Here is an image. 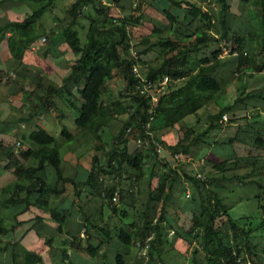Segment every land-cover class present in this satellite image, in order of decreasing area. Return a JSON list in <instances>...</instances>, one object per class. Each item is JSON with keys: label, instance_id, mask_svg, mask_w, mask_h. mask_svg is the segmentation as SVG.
Here are the masks:
<instances>
[{"label": "trees", "instance_id": "obj_1", "mask_svg": "<svg viewBox=\"0 0 264 264\" xmlns=\"http://www.w3.org/2000/svg\"><path fill=\"white\" fill-rule=\"evenodd\" d=\"M36 1L40 3L43 0ZM109 2L75 0L71 4L66 16L45 35L46 40L49 39L48 51L57 43H67L73 53V58L68 60L70 71L62 77L60 84L47 81L42 70L38 71L34 76L36 88L31 91L37 97L32 113L58 109L59 102L65 105L60 112L61 120L67 118L71 111H77L75 121L80 127L79 139L82 141L79 145L96 141V149L100 146L105 149V162L101 163L96 154L84 182H78L76 173L72 174V171L66 175L63 171L65 158L56 143L57 137L39 123L27 136L31 145H18L17 150L15 145L5 147L9 163L20 177L16 186L28 187L29 193L38 191L41 196L38 195L36 199L42 202H47L43 196L45 193H56L59 187L65 190L66 187L61 186L65 181L72 182L78 194L81 192L78 186L82 183L98 191L111 213L109 216L103 212L100 216L85 215L79 228V233L86 229L85 236L79 235L77 238L73 235V243L84 242V249L93 257L99 255L104 244H112L108 248L106 246L107 260L97 264H114L111 261L114 255L109 257V252L113 250L115 264H128L135 245L146 250V264H168L165 253L172 248L189 259V264H264V245L253 240L257 231L264 238V178L257 179V193L244 199L233 190L224 193L223 186H215L208 175L205 179L204 176L191 174L184 169L182 162L188 156H195L196 149L206 146V135L210 130L222 126L221 118L225 112L231 111L235 105L249 107L250 99L264 100V87L247 90L245 84L240 88L235 105L221 107L209 114L203 130L195 131L184 122L187 116L196 115L209 102L217 100V95L224 89V80L220 76L222 68H232L233 73L242 76L264 72V0L254 2L261 23L259 26L251 25L246 30L237 28L235 18L248 16L253 6L250 0L240 1L239 13L232 10L229 0ZM50 6H54L53 0L40 5L23 18L7 20L0 25V32L11 33L8 41L13 56L22 55L19 54L24 51L19 50L20 43L27 44L39 37L36 24ZM88 6H92L97 14L90 19L86 40L82 42L78 24ZM116 7L120 10L119 15L111 12ZM149 8L157 9L166 21L164 25L154 23L150 32L139 36L137 42H132L135 28L152 16ZM192 24H195L194 28ZM211 45L215 47L210 49ZM133 50L136 51L135 55ZM153 50L158 54L152 60H147L145 56ZM135 63L141 64L142 74L149 79L170 78L152 111L150 96L136 90L140 78L134 73ZM119 73L126 80L128 91L126 94L120 92L118 99L106 103L103 95L107 82ZM126 113L128 117L122 122V115ZM252 113L251 117L259 127L261 111L254 109ZM149 121L150 127L147 128ZM117 122L123 123L121 130L113 136V145L106 149L102 130H113ZM175 128H178L181 136L172 142L173 138L167 136L166 130L169 132ZM148 130L154 135L151 136ZM61 133L69 139L75 137L65 124ZM236 137L223 142L230 144ZM138 138L148 141L139 144ZM131 139L139 144L134 150L130 149ZM252 139L256 146L264 147V135L260 131ZM158 144L162 145L163 150L170 151L172 158L163 156ZM75 147L78 146L69 147V150ZM175 153L180 154V160L174 157ZM261 157L236 155L235 160L249 158L248 166L257 167ZM206 160V164L222 177L229 175V170L242 166L235 161L231 165L233 160L225 157ZM50 165L56 171L54 182L48 174ZM200 169L204 172L205 166ZM104 174H116L117 184L105 183ZM182 177L193 182L199 194V204L195 207L179 209L170 202ZM124 178L134 186L130 184V187H124ZM129 198L132 201H128ZM234 198L236 201H233ZM250 200L256 201V211H259L260 217L255 216L253 210L238 217L232 215L231 210L236 204L249 203ZM22 201H26L27 206L35 203L29 197ZM171 208L177 218L171 217ZM184 212L190 213L189 219L181 218L180 214ZM54 213L56 217L59 214L57 211ZM257 217L259 223L254 227L253 221ZM226 225L227 228H224ZM13 227L0 217V234L9 232ZM170 231L175 235L172 241L168 238ZM65 255L66 252H63ZM39 259L36 252H30L24 264H37Z\"/></svg>", "mask_w": 264, "mask_h": 264}, {"label": "rangeland", "instance_id": "obj_2", "mask_svg": "<svg viewBox=\"0 0 264 264\" xmlns=\"http://www.w3.org/2000/svg\"><path fill=\"white\" fill-rule=\"evenodd\" d=\"M52 1V0H51ZM75 0H53L54 6H50L47 8L39 22L36 24V33L39 34V42H38V48L41 52H43V57H44V51L49 47L48 40L45 39L43 40V36L47 35L50 29L55 27L59 22L61 18H64L67 14L68 9L70 8L71 4ZM198 1V0H197ZM201 1V0H199ZM232 6V10L234 12H240L241 9V0H229ZM253 3V6L250 7V11L248 16L246 17H237L236 19V26L240 30H246L249 26H259L258 24L261 23L260 19L256 15L255 12V7H254V2L256 0H250ZM21 5H20V15L21 18L25 17L27 14L31 13L32 10L37 9L40 5L49 2V0H43L42 2L38 3L36 0H21ZM112 14L114 15H119L120 10L116 7L112 11ZM149 12L152 15L150 18L147 17V21L138 27L135 28V36L133 37L132 42H137L138 37L147 34L148 32L151 31V29L154 26V23L158 24L161 23L164 25L166 19L161 15V13L155 9V8H149ZM97 13L95 9L92 6H88L84 9V14L80 18L79 22V32H80V37L82 42H85L86 40V32L88 29L89 21L90 19L95 16ZM150 16V15H149ZM162 18V19H161ZM238 23V25H237ZM192 27H195V24H192ZM65 44H63L64 47ZM214 45H211V48H214ZM209 49V50H210ZM58 51H60L57 48ZM208 50V51H209ZM130 52V51H129ZM69 53H73L69 51ZM157 51L153 50L151 51L145 58L147 60H152L153 58L156 57ZM197 56V55H196ZM226 57V56H225ZM45 59V58H44ZM52 62V60H50ZM48 66H50L48 64ZM71 68V67H70ZM221 79L224 80L223 83V91L217 95V100L213 102H209V104L205 105L203 108L199 110V112L196 115H189L185 118V123L191 126L195 131L198 130H203L207 124V119L209 114L215 113L218 111L221 107L234 104L235 99L237 98L238 94L240 93V88H243V85H247V90H254L258 88L264 87V72H255L251 76H242L238 75L232 72V68L224 67L221 70ZM12 77H10L11 79ZM10 79L8 82H10ZM126 80L124 77L119 73L112 79H110L107 82V87L106 91L103 95V101L104 102H111L113 100H116L120 97V92H124L125 94L127 93L126 89ZM126 89V90H125ZM125 100L128 99V97H124ZM129 100V99H128ZM127 100V101H128ZM249 102V107L245 108L243 105L242 107H239V105H235L231 111L225 112L224 115L227 116V118L222 121V126L213 130H210L208 135H206V146H203L201 149H196L195 150V156L191 157L188 156L187 158L182 159V162L184 163V169L191 174H201V176H204L205 179L207 177L212 180L213 184L215 186L221 185L222 190L224 193L228 194L231 193L230 191L233 190L236 192L238 196L243 197L244 199L251 198L257 193L258 190V183L257 179H262L264 178V147L256 146L253 142L252 136L256 134L257 131H260V134L264 135V100L262 99H250L248 100ZM255 109L261 111L262 117H258L260 122H258L259 127L255 125L254 118L252 116V112ZM77 111L73 110L69 113V116L65 118V120H62V123L60 124L59 122L56 123L54 126L53 124H50V126H46L48 130L57 137L56 143L58 144L61 155L64 158H67L65 162H63V171L66 175H69L72 171V165L70 162L74 163L75 159L76 162L79 161L81 165L84 166L82 170H84L83 176L87 178L89 174L88 168H90L93 164V159L95 158V155L97 154L98 159L100 160L101 163L105 162V149L100 146L98 149L95 148L96 141L93 143V140L86 143L79 145L80 142H82L79 138V133H80V127L76 124L75 118L77 116ZM52 114V113H51ZM49 114V117H53V115ZM250 114V116H249ZM223 115V116H224ZM128 117V114H123L122 115V122L123 120H126ZM250 118V119H249ZM122 122H117L112 129L105 128L102 130V141L105 142V147L106 149L111 147L113 145V136L117 134L122 127ZM54 123V121H53ZM253 123V125H252ZM66 125L69 131L73 132L75 134V137L72 139L67 138L61 133L63 125ZM48 125V124H47ZM261 127V128H260ZM251 128V129H249ZM167 131V136L169 138H173L172 142H176L178 140V137L181 136V133H179L178 128H175L172 131ZM236 137V140L233 141L232 143H225L223 140H227L231 137ZM221 142V143H220ZM19 145V144H18ZM77 145L78 147H75V149H78V153L81 154V158L79 160V157L76 158L75 153L69 152V147H73ZM139 144L131 139L130 140V149L134 150L136 147H138ZM169 147V145H167ZM171 148V147H169ZM163 156H167L172 158V154L168 150H163L162 151ZM245 156V157H250L252 155H260L262 156L258 161H257V167H251L248 166L249 163V158L248 159H239L235 160V156ZM230 158L233 160L231 162V165L234 163H239L242 164L241 167L234 169V170H229L228 174L229 175H217L218 172L214 169H211V166L206 162L208 158L214 159V160H220L221 158ZM177 163V161H176ZM205 166L204 172H201L200 168ZM247 166V167H246ZM86 167V168H85ZM49 172L51 174V180L56 177V171L53 166L50 165L49 167ZM237 174V175H236ZM208 175V176H207ZM207 176V177H206ZM241 177V178H240ZM222 178V179H221ZM219 179V180H218ZM104 182L109 183V184H117V177L116 174H104ZM54 182V181H52ZM61 183V182H60ZM122 184L124 187H130V184H132L131 187L134 186V183H128L127 178H124L122 180ZM61 186H65L68 188L66 196L69 197L72 200L74 198L78 197V193L76 191V187L72 182H67L65 181L64 183H61ZM228 189V190H225ZM135 191V189H134ZM235 195V198H237ZM86 197L89 196V192L87 195H84ZM232 196V194H231ZM95 197V198H94ZM199 194L197 191L194 189L193 182L189 181L187 178L182 177L176 184V187L174 189V195L170 199V202L175 206L176 208L179 209H185L188 208V206H194L199 204ZM233 199V201H236V199ZM232 199V198H231ZM78 199H76L77 201ZM93 204L98 205L101 201L103 202V207H104V212L106 216H109L111 213L110 207L107 205L106 202H104V199L102 195H94L92 197ZM128 201H132V198H129ZM256 201L255 200H250L244 201L241 203L236 204L232 210L231 213L234 216H242L243 214L248 213L249 211H254L255 216H261L258 210L256 211ZM99 206V205H98ZM43 211L46 210V206L42 204ZM254 208V209H253ZM99 207L97 208V210ZM171 217L172 218H177V214H174V209L171 208ZM86 211V210H85ZM76 209H72L71 213H75ZM7 216L6 209H1L0 210V216ZM182 219H189L190 218V213L189 212H184L180 214ZM257 218L254 219L253 221V226L257 227L259 221ZM47 225H41L37 226L38 228H46L48 227L50 229L51 224L46 223ZM72 224V225H70ZM70 228H76L77 225L75 222L70 221L69 223ZM227 228V225L224 227ZM83 231L86 232V229L83 228ZM261 232L257 231V234L253 236L254 242H260V245H264V238L262 236H259ZM51 236L55 237V243L60 244V236L59 235H54L51 233ZM85 236V235H82ZM175 237L174 232L170 231L169 232V240L172 241L173 238ZM31 239V238H29ZM180 242V241H179ZM181 243V242H180ZM23 245H21L22 247ZM41 246V245H40ZM19 245V250L21 249ZM131 251V256L130 259H128V264H146L147 261V254H144V249L142 250L139 248L138 245H135ZM147 253V252H146ZM114 257L111 258V261L115 264L116 263V258H115V250L112 251ZM134 254V256H133ZM165 260L168 264H189V259L184 257L177 249L172 248L170 249L167 253H165Z\"/></svg>", "mask_w": 264, "mask_h": 264}, {"label": "crops", "instance_id": "obj_3", "mask_svg": "<svg viewBox=\"0 0 264 264\" xmlns=\"http://www.w3.org/2000/svg\"><path fill=\"white\" fill-rule=\"evenodd\" d=\"M20 1L0 0V25L7 20L21 18ZM10 34V31L0 32V210L6 209L7 216L2 217L9 226L14 227L9 232L0 234V264H15V262L24 264L30 252H36L40 256L37 264H97L104 262L108 258H106L108 255L107 245L104 244L99 255L93 257L84 249V242L73 243V235L77 238L79 235H84L83 230L79 233V228L81 222L85 220V215L100 216L102 212L105 213L102 201L98 203L99 206L93 204L92 197L100 196L98 191L96 192L82 183L78 186L81 190L80 194L71 201L69 198L71 195L69 197L65 195L69 191L68 188L63 190V187H59L56 193H45L43 196L47 202H42L36 199L38 195L41 196L38 191L29 193L28 187L16 186L20 177L14 171L15 167L9 163L10 158L5 147L15 145L14 148L17 150L18 144L31 145V142L27 140L29 132L39 123L46 126H50V124L55 126L57 122L61 124L60 112L65 108L63 102H59L60 108L58 109L32 113L37 101L36 95L31 94V91L36 88L34 76L42 70L47 81L60 84L62 77L70 71L68 60L73 56L69 53L67 43L61 42L57 43L50 51L48 48L43 50V57V52L38 48L39 37L27 44L20 43L19 50H24L19 52L22 55L13 56L8 41ZM63 44L65 46L61 47ZM2 75L3 77H1ZM10 77L12 78L8 82L6 79ZM49 114L53 117H49ZM69 152L75 153L76 158L80 155L78 149L69 150ZM66 160L67 158H65ZM70 163L72 174L76 173V180L84 182L87 179L86 176H83L84 166L79 161L76 162V159L74 163ZM39 173L46 172L40 171ZM48 174L51 179L50 172ZM88 192L89 196L84 198ZM26 197L35 203L27 206L26 201H22ZM76 199L78 200L76 201ZM42 204L46 206L44 211ZM72 209H76V212L71 213ZM54 211H57L61 217L59 214L56 217ZM70 221L75 222L77 227L70 228ZM46 223H50L52 227L50 229L37 227L47 225ZM51 233L61 237L60 244L55 243V237H52ZM19 245L20 247L23 245L20 250ZM110 245L112 244H108V246ZM63 252H66L65 256H63ZM110 256H112L111 252H109Z\"/></svg>", "mask_w": 264, "mask_h": 264}, {"label": "built area", "instance_id": "obj_4", "mask_svg": "<svg viewBox=\"0 0 264 264\" xmlns=\"http://www.w3.org/2000/svg\"><path fill=\"white\" fill-rule=\"evenodd\" d=\"M102 2L104 4H109V0H102ZM46 38L43 37V40H45ZM133 54H136V51L133 50ZM141 64L140 63H135L133 66V70L134 73L137 77L140 78L139 82L136 84V90L144 95H148L150 96V101L152 102L153 106L151 108V111L153 110V107L155 105V103L158 101L159 96L165 91L167 83L169 82L170 78L169 76H165L164 78H160V79H149L146 76H144L141 72ZM227 118L226 115H224L221 118V121H224ZM150 127V121L147 123V128ZM148 133L153 136V132L148 130ZM148 140H143L142 138H138L137 142L139 144H143V142H147ZM158 143V142H156ZM158 150L162 151L163 147L162 145L158 144ZM175 158L180 160V154L179 153H175L174 155ZM198 176H201V174H198ZM203 177V176H201ZM144 254H146V250H144Z\"/></svg>", "mask_w": 264, "mask_h": 264}]
</instances>
